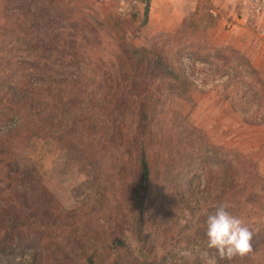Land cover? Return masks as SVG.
Listing matches in <instances>:
<instances>
[{
  "label": "rangeland",
  "instance_id": "1",
  "mask_svg": "<svg viewBox=\"0 0 264 264\" xmlns=\"http://www.w3.org/2000/svg\"><path fill=\"white\" fill-rule=\"evenodd\" d=\"M56 1L67 8L66 15L38 24L43 0H0V247L8 241L7 210L26 222L14 252L0 253V264H55L54 255L62 256L59 246L73 252L68 264H86L78 246L72 247V235H78L70 228L80 231L82 248L96 250L97 264H203L201 252L214 251L206 248L205 218L220 204L230 205L228 211L253 232L252 252L231 264H264L259 21L246 16L240 0H182L190 12L178 28L197 9L190 42L225 52L207 62L186 59L193 86L181 93L163 89L166 78H132V64L96 24L113 13L131 45L150 49L159 33L178 29L153 33L148 28L151 0ZM153 13L158 21L159 12ZM133 82L150 89H132ZM9 87L34 91L12 105ZM157 87L162 91L152 95ZM144 94L156 108L146 149L153 175L160 174L159 194L148 200L145 228L151 241L143 255L135 237L129 251L108 255L101 247L124 227L133 204L128 175L135 164L124 150L134 129L130 110ZM12 161L34 168L37 186L31 194L12 190L14 179L5 168Z\"/></svg>",
  "mask_w": 264,
  "mask_h": 264
},
{
  "label": "trees",
  "instance_id": "2",
  "mask_svg": "<svg viewBox=\"0 0 264 264\" xmlns=\"http://www.w3.org/2000/svg\"><path fill=\"white\" fill-rule=\"evenodd\" d=\"M71 1L72 0L68 2ZM43 2H45V4L39 10L41 16L38 18L36 17L34 20V22L38 21V24L41 19L50 23L53 18L58 19L60 15L68 11L67 8H62L60 6L59 1L43 0ZM82 2L83 1L78 4V7H80ZM147 11L148 9L145 11L146 15ZM197 14L198 10L196 9L188 23L184 27L178 28L174 33H159L155 37L150 49H137L131 45L126 39L124 25L120 21V18L113 13L106 15L102 21H96V24L100 29L104 28L110 33L111 38L114 39L118 45L117 51L120 53V56L125 62L132 64V78L142 75L147 78L149 77V79L166 78L169 80L168 88L164 87L163 89H174V91L186 93L193 86V82L187 73L185 65L186 59L207 62L211 55L212 57L219 58V54L225 52L223 48H216L218 49L216 50L208 48L199 42H190V39H193L194 28L197 23ZM146 84L147 83L142 84L133 82L131 88H140L138 91H145V93H147L146 91L150 88H148V85L146 87ZM144 86L145 90H142ZM21 90H16L15 87H9V91L11 92L10 103L12 105H17L18 98H23V100L27 101L34 91L24 90L22 88ZM161 91L162 90L157 87L152 95L160 93ZM77 105L79 107V104ZM86 107L92 109L91 105ZM64 108L67 114L69 106L64 104ZM154 110H156L155 105L151 102V96L147 98V94H144L136 110H130L131 115H129V118L132 124H134V129L130 134L131 145L127 146L124 151L128 157L134 159L135 164L128 175L130 177L128 191L133 204L128 217H126L123 222L124 227L121 226L117 235L108 238L104 246L101 247V251L108 255L114 254L119 250L129 251L131 249L129 245L132 237H135L139 241L138 248L141 251L140 254L143 255L147 253L146 245L151 241L149 235L150 231H147L145 228L146 218L148 217L151 203L148 200H150V195H153L152 199H154V197L159 194L158 191L155 190V187L157 186L158 176L160 175L155 172L153 175V168L146 149V140L150 141L152 137L149 120ZM17 117L18 112H16V118ZM19 121L20 120H18V122ZM5 168L8 177L14 179L11 188L15 194H20L22 196L28 195L36 189V181L33 179L34 168L31 167L30 164L12 161L7 162ZM162 181L165 182V179H162ZM6 214L7 218L4 222V226L8 233V235H6L8 236V241L3 247H0V253L11 255L16 249L13 246V242L21 236V229L26 222L24 219L15 216L11 210H7ZM76 229L70 228L71 233L80 236V231ZM78 236L72 235V247L78 246V249L82 251L81 254L84 256L86 264H97L96 258L99 254L95 252L96 250L90 252L82 248L83 245H79ZM62 249H60V246L56 249L61 252L62 256L57 257L54 255L53 259H55V264H68L72 261L71 255H73V252H62ZM146 261L147 260H142L141 264H153L151 261ZM113 264H119V262L115 261Z\"/></svg>",
  "mask_w": 264,
  "mask_h": 264
},
{
  "label": "clouds",
  "instance_id": "3",
  "mask_svg": "<svg viewBox=\"0 0 264 264\" xmlns=\"http://www.w3.org/2000/svg\"><path fill=\"white\" fill-rule=\"evenodd\" d=\"M230 205L220 204L206 215V237L208 250L201 252L203 264H228L239 257L244 258L252 252L253 232L244 221L228 211Z\"/></svg>",
  "mask_w": 264,
  "mask_h": 264
},
{
  "label": "crops",
  "instance_id": "4",
  "mask_svg": "<svg viewBox=\"0 0 264 264\" xmlns=\"http://www.w3.org/2000/svg\"><path fill=\"white\" fill-rule=\"evenodd\" d=\"M153 11L159 12L161 17L158 21L155 20ZM189 12L187 2L182 0H175L174 3H170L168 0H151L150 17L146 24L148 28L152 29L153 33L160 31L172 32L180 26Z\"/></svg>",
  "mask_w": 264,
  "mask_h": 264
},
{
  "label": "built area",
  "instance_id": "5",
  "mask_svg": "<svg viewBox=\"0 0 264 264\" xmlns=\"http://www.w3.org/2000/svg\"><path fill=\"white\" fill-rule=\"evenodd\" d=\"M239 5L247 17L259 21L255 30L256 36L264 43V0H240Z\"/></svg>",
  "mask_w": 264,
  "mask_h": 264
},
{
  "label": "water",
  "instance_id": "6",
  "mask_svg": "<svg viewBox=\"0 0 264 264\" xmlns=\"http://www.w3.org/2000/svg\"><path fill=\"white\" fill-rule=\"evenodd\" d=\"M150 0H146V3L149 4Z\"/></svg>",
  "mask_w": 264,
  "mask_h": 264
}]
</instances>
